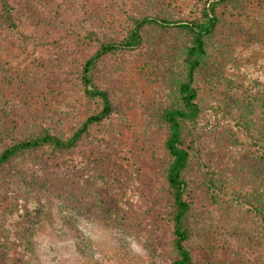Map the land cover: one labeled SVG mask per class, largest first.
Here are the masks:
<instances>
[{"label":"trees","instance_id":"trees-1","mask_svg":"<svg viewBox=\"0 0 264 264\" xmlns=\"http://www.w3.org/2000/svg\"><path fill=\"white\" fill-rule=\"evenodd\" d=\"M50 195L148 264H264V0H0V264Z\"/></svg>","mask_w":264,"mask_h":264},{"label":"rangeland","instance_id":"rangeland-1","mask_svg":"<svg viewBox=\"0 0 264 264\" xmlns=\"http://www.w3.org/2000/svg\"><path fill=\"white\" fill-rule=\"evenodd\" d=\"M60 173L68 174V170ZM44 204L32 236V264H148L146 250L129 232L87 219L78 213L79 203L50 195ZM212 250L208 253L211 258L215 257ZM214 264L234 263L218 259Z\"/></svg>","mask_w":264,"mask_h":264}]
</instances>
